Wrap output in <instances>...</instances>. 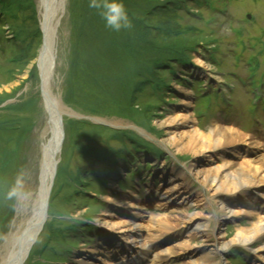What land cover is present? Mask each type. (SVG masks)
<instances>
[{
    "label": "rangeland",
    "instance_id": "rangeland-1",
    "mask_svg": "<svg viewBox=\"0 0 264 264\" xmlns=\"http://www.w3.org/2000/svg\"><path fill=\"white\" fill-rule=\"evenodd\" d=\"M37 2L0 0V192L23 169L32 194L0 197V250L40 186L48 120ZM64 2L50 89L76 115L65 116L48 220L25 264H114L125 252L151 264L166 245L174 252L159 264H189L220 241L229 243L221 264H264V233L250 246L238 240L264 226V177L229 217L215 203L239 197L200 176L264 160V0H124L133 26L120 32L88 0ZM215 124L243 134L240 151L228 144L211 160L206 137L195 154L177 147Z\"/></svg>",
    "mask_w": 264,
    "mask_h": 264
},
{
    "label": "bare ground",
    "instance_id": "bare-ground-1",
    "mask_svg": "<svg viewBox=\"0 0 264 264\" xmlns=\"http://www.w3.org/2000/svg\"><path fill=\"white\" fill-rule=\"evenodd\" d=\"M45 1L38 0V13H39V25L40 30L43 33V43H42V49H41V64L39 65V68L41 70V88L43 89V97H44V110H46L47 120L48 118H51L53 121L57 118H61L63 120L65 116L74 117L75 115L69 111L68 109H65V104L63 103L62 99H59L55 93L50 89V82H51V72L53 69V63L56 59V46H53L54 42L57 40V29L60 24V20L62 18V14L65 10V3L64 0H46V3L48 5L45 7ZM60 131V129H59ZM45 132V131H44ZM46 133V132H45ZM44 133V135H45ZM44 137V136H43ZM205 137L210 140V142L213 144L212 147L208 146V149H212L216 151L212 155H208L211 160H214L216 158L217 149L220 147L226 146L228 144H237L241 142L244 139L243 134L239 130L235 129H229L226 127H223L222 125L215 124L209 131V133L205 134L199 129L195 130L193 133L188 134L183 137V140L180 144L177 145V147H181L182 152L187 149H191L193 151L192 153L195 154V151H201L202 147L203 149L207 148V143L205 141ZM208 142V141H207ZM209 143V142H208ZM241 146H237V148L234 150L236 152ZM198 153V152H197ZM219 154V152H218ZM61 154L58 155V163L60 162ZM234 162L227 161L226 167H220L217 170V173L215 171H209L206 175L200 174V176L203 178L202 183H205V185L208 183V185L211 188L216 189L218 191L219 189L224 190H230L234 191L236 196L240 195H247L251 189H254L253 185L254 183H258L261 181L262 177H264V160H259V162H254L253 166H249L247 168L246 166H234ZM200 173V172H199ZM197 174V173H196ZM48 177L41 178L43 186H39L40 189H38L39 194L37 193V196L39 195L42 200L39 201L36 197V201L33 204V211L32 215L33 220H30V222L27 225L25 232V235L27 233V236H23L24 241L21 244V250H23V255L27 254V248L31 244V242L34 240V236L38 232L37 225L38 223L43 219L44 210H45V200H46V193L48 191L49 185H48ZM54 182V181H53ZM53 184V183H52ZM259 187V186H255ZM174 188V187H173ZM259 188H255V190H258ZM248 191V192H247ZM246 198H240L234 200H230L229 202H226L225 200H220L218 203H215L218 211L220 210V213H223L226 211V214L230 216H238L242 211H240L242 208L238 209L237 207L240 206L241 202ZM27 209V208H26ZM216 211V213H219ZM224 214V213H223ZM155 219V227L159 231H166V229L169 228L170 222L166 219L164 221L161 218H157V215H153L151 217V220ZM157 220V221H156ZM22 223V222H18ZM194 230H198L200 228V224H194ZM17 229V228H16ZM19 230V229H18ZM264 233V226L263 225H257L252 228V230H243L241 231V235L239 236L240 244H243L245 246H250L254 239H256L258 236L262 235ZM126 235V234H124ZM127 238H134L139 239V233L134 232L133 234L128 233ZM155 236V235H154ZM26 237V238H25ZM157 237V236H156ZM154 240L155 238L152 237V235L149 237V240ZM165 240L164 242H166ZM147 243V242H146ZM163 244V242H162ZM146 245V244H145ZM143 246L144 249H146V246ZM177 247L181 244L177 243L175 244ZM229 246V243L222 242L216 244L214 247V253H209L207 255L200 256V258L189 261V264H221L220 261L221 257L224 256V252ZM4 247V246H3ZM264 248V246H263ZM262 248V249H263ZM174 250L170 245H166V247L162 248L157 252V256L152 259L151 264H159L161 261H164L162 256H169L173 254ZM178 252V251H176ZM132 254V253H130ZM137 254H141L137 252ZM103 255H105L103 253ZM129 254H127L128 256ZM264 256V254L262 255ZM11 257V254H10ZM111 258V257H110ZM7 259V254L3 256V254H0V261H4ZM166 260V259H165ZM17 264V263H16ZM109 264H113L110 263ZM117 264V263H114Z\"/></svg>",
    "mask_w": 264,
    "mask_h": 264
},
{
    "label": "water",
    "instance_id": "water-1",
    "mask_svg": "<svg viewBox=\"0 0 264 264\" xmlns=\"http://www.w3.org/2000/svg\"><path fill=\"white\" fill-rule=\"evenodd\" d=\"M45 1V7L48 5ZM44 47V46H42ZM42 49V48H41ZM43 93V90H42ZM95 123L102 124V121L97 119L93 120ZM60 129V131H59ZM45 135L43 137V145H42V161H41V170H40V178H39V185L40 187L43 186L41 178L48 177V191L46 193V200H45V210L43 219L38 223L37 228L38 232L34 236V240L31 242L29 247L26 249L27 254L23 255V250H21V244L24 241L23 236H27V233L25 235V230L27 228L28 223L30 220H33L32 213L29 215L25 220L21 219L18 226L9 236L6 238V242L4 243V247L0 250V254L2 253L3 256L7 254V259L4 261H0V264H25L26 259L28 258V255L30 253V249L33 247V245L36 243L38 235L42 231V227L47 221L48 217V210H49V201H50V193L53 188V181L56 178V172L58 167V155L61 153V148L64 143V137H65V131H63V120L61 118H57L56 120H52L51 118H48V124L45 129ZM39 187V189H40ZM39 194V191H38ZM37 196V195H36ZM39 196V195H38ZM37 196V198H38ZM39 201L42 200V198L39 196ZM19 229V230H18ZM26 238V237H25ZM11 254V257H10Z\"/></svg>",
    "mask_w": 264,
    "mask_h": 264
},
{
    "label": "clouds",
    "instance_id": "clouds-1",
    "mask_svg": "<svg viewBox=\"0 0 264 264\" xmlns=\"http://www.w3.org/2000/svg\"><path fill=\"white\" fill-rule=\"evenodd\" d=\"M88 7L95 9L104 22V26L114 32L130 29L132 20L124 0H88ZM27 173L21 169L10 186H7L0 197L5 201H26L31 192L26 189Z\"/></svg>",
    "mask_w": 264,
    "mask_h": 264
}]
</instances>
